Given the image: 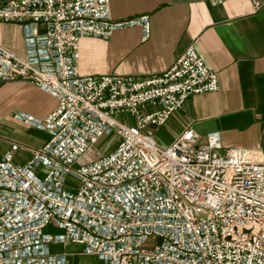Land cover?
Listing matches in <instances>:
<instances>
[{
	"label": "built area",
	"instance_id": "built-area-1",
	"mask_svg": "<svg viewBox=\"0 0 264 264\" xmlns=\"http://www.w3.org/2000/svg\"><path fill=\"white\" fill-rule=\"evenodd\" d=\"M0 21L24 27L26 47L0 45V83L26 80L58 100L45 118L16 114L49 134L26 163L0 153V264H69L51 249L69 243L100 264H264V156L225 148L219 130L187 126L162 145L147 128L217 91L195 44L161 74L81 75V38L133 24L147 37L148 15L114 20L109 0H4ZM112 129L114 148L80 162ZM50 223L64 232H44Z\"/></svg>",
	"mask_w": 264,
	"mask_h": 264
},
{
	"label": "crops",
	"instance_id": "crops-1",
	"mask_svg": "<svg viewBox=\"0 0 264 264\" xmlns=\"http://www.w3.org/2000/svg\"><path fill=\"white\" fill-rule=\"evenodd\" d=\"M4 1V0H0ZM114 20L148 15L150 33L141 25L118 29L108 38L83 37L79 41L77 69L81 75L161 74L195 44L205 62L217 72L215 92L191 95L183 107L160 126L169 144L187 126L199 133L219 130L225 148L258 150L264 156V6L250 0H109ZM0 45L25 55V29L0 21ZM55 96L26 80L0 83V153H10L15 163H26L32 149L49 139L16 117L45 118L57 106ZM33 132H32V131ZM32 134L30 148L6 143L9 132ZM34 142V143H33Z\"/></svg>",
	"mask_w": 264,
	"mask_h": 264
},
{
	"label": "rangeland",
	"instance_id": "rangeland-1",
	"mask_svg": "<svg viewBox=\"0 0 264 264\" xmlns=\"http://www.w3.org/2000/svg\"><path fill=\"white\" fill-rule=\"evenodd\" d=\"M121 120L128 119V116L123 114L121 115ZM33 128L39 129L35 126H32ZM148 129H151L152 133L154 132L164 141H167V134L161 127H155V126H148ZM41 130V129H39ZM32 131V130H31ZM29 131L24 134H16V132L12 131L7 134V139L5 140L6 143L9 144V146L14 147L16 150L19 148H30L29 143H31L32 139L29 134H32V132ZM118 135L115 133V131L112 129L110 131H107L104 133V135L99 139V141L96 144V147L91 150L90 153L86 154L80 162H85L90 159L99 157L102 154H106L110 152L116 143L118 142ZM159 142V141H158ZM34 143V142H33ZM160 143V142H159ZM161 144V143H160ZM13 154V153H12ZM78 186V181L72 177L68 176L66 179V188L73 187V189H76ZM68 188V189H69ZM72 189V190H73ZM44 232L55 234V233H63L64 231L61 228L55 227L54 224L50 223L46 228H44ZM52 252L60 253V252H67L68 253V260L69 264H100L101 261L94 255H88L84 253V246L80 244L75 243H69V244H57V245H51Z\"/></svg>",
	"mask_w": 264,
	"mask_h": 264
}]
</instances>
